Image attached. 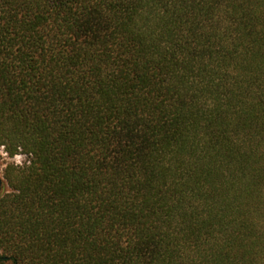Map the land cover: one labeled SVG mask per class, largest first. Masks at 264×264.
Returning a JSON list of instances; mask_svg holds the SVG:
<instances>
[{
  "label": "trees",
  "instance_id": "trees-1",
  "mask_svg": "<svg viewBox=\"0 0 264 264\" xmlns=\"http://www.w3.org/2000/svg\"><path fill=\"white\" fill-rule=\"evenodd\" d=\"M0 264H264V0H0Z\"/></svg>",
  "mask_w": 264,
  "mask_h": 264
},
{
  "label": "rangeland",
  "instance_id": "rangeland-1",
  "mask_svg": "<svg viewBox=\"0 0 264 264\" xmlns=\"http://www.w3.org/2000/svg\"><path fill=\"white\" fill-rule=\"evenodd\" d=\"M25 161L24 154H17L13 157H10L6 152L4 146H0V175L3 176L4 169L8 163L14 162L16 164H22Z\"/></svg>",
  "mask_w": 264,
  "mask_h": 264
}]
</instances>
